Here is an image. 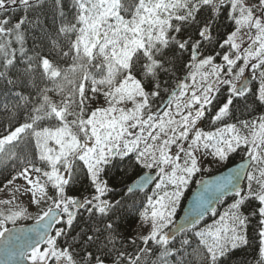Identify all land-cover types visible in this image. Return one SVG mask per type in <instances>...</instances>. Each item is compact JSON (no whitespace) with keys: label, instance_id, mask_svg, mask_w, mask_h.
Here are the masks:
<instances>
[{"label":"snow or ice","instance_id":"snow-or-ice-1","mask_svg":"<svg viewBox=\"0 0 264 264\" xmlns=\"http://www.w3.org/2000/svg\"><path fill=\"white\" fill-rule=\"evenodd\" d=\"M0 118V264H264V0H0Z\"/></svg>","mask_w":264,"mask_h":264},{"label":"trees","instance_id":"trees-1","mask_svg":"<svg viewBox=\"0 0 264 264\" xmlns=\"http://www.w3.org/2000/svg\"><path fill=\"white\" fill-rule=\"evenodd\" d=\"M0 119H3V118H0ZM239 162H241V160H240L239 156H236L234 160L230 159V161L227 164H225V168H223V170H225V169H227V168H229V167H231V166H233ZM223 170H221V171H223ZM221 171L218 170V171H215L213 173L204 172L202 174H198V176L195 179H197V180L200 179L201 175L203 176V178H206L208 176H212V175L219 173ZM6 178L10 179V177L7 176V172H5L3 175H0V189L3 188V184L6 182ZM136 178H138V177H136ZM119 179L120 178L118 177V180ZM196 187H197V184L193 183L189 186V189L186 191L185 197L181 202V206L177 210V219L180 217L186 203L188 202L191 194L193 193V191L195 190ZM208 222H211L210 218L208 219ZM27 224H30V222L29 223H25V222L24 223H17L16 227L24 226ZM8 227L11 228V227H13V225H8ZM256 258H257L256 241L254 240L252 247L238 252V255L236 257V261H237V264H241V262H244V264H255Z\"/></svg>","mask_w":264,"mask_h":264},{"label":"rangeland","instance_id":"rangeland-1","mask_svg":"<svg viewBox=\"0 0 264 264\" xmlns=\"http://www.w3.org/2000/svg\"><path fill=\"white\" fill-rule=\"evenodd\" d=\"M205 167H208V168L211 169L210 171H208L206 173H213V172L218 171V170H220V171L223 170V168H225V164H223V165L206 164ZM16 183L17 184H20L22 182L21 181H17ZM10 187H12V186H10ZM8 192H9V189L0 190V199H7V198H9V196L7 195ZM23 199H24V202L26 203L27 198L25 197ZM30 211L33 213V215H35L36 209H35L34 206H32L30 208ZM24 222L25 223H29V222L32 223L34 221L33 220H21V221H18L17 223H24ZM9 225H11V224H9Z\"/></svg>","mask_w":264,"mask_h":264},{"label":"water","instance_id":"water-1","mask_svg":"<svg viewBox=\"0 0 264 264\" xmlns=\"http://www.w3.org/2000/svg\"><path fill=\"white\" fill-rule=\"evenodd\" d=\"M246 75H248L249 79L251 78L249 73H247ZM239 163H241V162H239ZM239 163H237L236 165H234V166H232V167H230V168H235ZM227 170H228V169L223 170L222 172L216 173V174H214V175H212V176H208V177H206V178H204V179H211V178H214L215 176L225 174V173L227 172ZM199 191H200V187L197 185V187L195 188V190H194L193 193L191 194V196H190L188 202L186 203V205H185V207H184V209H183V211H182V214H181V216L179 217L178 220H182V219H183V217H184V215H185V212L190 208V206H191V204H192V202H193V199H194L195 195H196L197 192H199ZM32 224H33V223H32ZM32 224H29V225H26V226H22V227H27V226H30V225H32ZM17 228H20V227H17ZM3 259H4V257H3V256H0V260H3Z\"/></svg>","mask_w":264,"mask_h":264}]
</instances>
